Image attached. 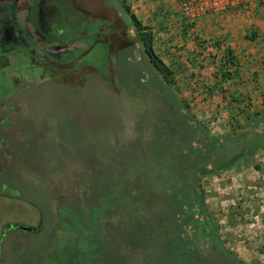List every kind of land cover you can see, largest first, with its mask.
Segmentation results:
<instances>
[{
  "label": "rangeland",
  "instance_id": "1",
  "mask_svg": "<svg viewBox=\"0 0 264 264\" xmlns=\"http://www.w3.org/2000/svg\"><path fill=\"white\" fill-rule=\"evenodd\" d=\"M123 3L124 0H89L87 19L80 16L75 26L62 23L55 37L67 44L64 49L70 52L57 54L55 45L45 44L46 47L35 40L30 28L26 33L32 38L37 62L22 52L11 55L0 52V130L20 135H11L7 141L10 158L6 175L10 181L16 182L15 173L21 168L33 167L38 172L53 169L50 184L57 187L69 182V166L97 167L95 177L105 178L114 169L118 175L116 171L131 168L138 184L146 188L138 193L140 197L148 195L147 191H157L153 190L154 140L159 137V125L155 122L162 119L168 122L164 116L168 101L161 97L158 88L170 95L177 111L182 112L184 106L174 85L177 78L172 77L173 85L167 86L148 66L152 73L145 74L141 58L135 61L132 52L126 49L136 37L132 14ZM263 3L264 0L248 14L261 18L263 13L257 8ZM119 35L124 43L119 42ZM152 50L159 58L153 39ZM187 113L191 117L188 110ZM193 121L210 140L217 139L208 134L204 122ZM189 127L188 124L182 143L191 134ZM202 177L208 180L199 182ZM210 177L198 175L197 180L222 247L243 264H264V217L245 213L251 204L244 203L243 198H239L240 209L236 204H219ZM222 179L225 184L231 181L228 173ZM0 182L6 188L8 182L2 179ZM21 193L23 200L35 199L34 204L0 194V264H64L69 241L65 229L53 225L51 228L49 222L53 219L48 214L40 220L38 210H44L46 194L41 196V191L35 192L32 187L22 188ZM121 195L128 200L125 192ZM123 197L115 201L126 205ZM122 210L124 214L125 209ZM10 226H28L33 230L24 233ZM153 227L143 228L153 236ZM196 240L202 242L200 237ZM78 247L72 246L75 254ZM154 260L144 264L161 263ZM186 264L237 263L220 253L218 259L201 256Z\"/></svg>",
  "mask_w": 264,
  "mask_h": 264
},
{
  "label": "trees",
  "instance_id": "2",
  "mask_svg": "<svg viewBox=\"0 0 264 264\" xmlns=\"http://www.w3.org/2000/svg\"><path fill=\"white\" fill-rule=\"evenodd\" d=\"M130 19L136 40L126 49L132 52L135 61L141 58L145 74L152 73L151 68L165 85L172 86L173 72L153 53L151 33L141 27L133 15H130ZM126 60L130 58L126 56ZM158 92L168 101L164 114L168 122L165 123V119L155 122V125H159V137L158 141L154 140L153 190L157 191H147L146 196H139L138 193L146 188L138 184L131 168L116 171L118 175L114 169L111 176L105 178L101 175L95 177L97 167L76 169L69 166V182L59 187L50 184L53 169L38 172L33 167L30 170L21 168L15 173L16 182H12L6 175L10 158L6 146L9 136L20 135L0 130V181L8 182L6 188L0 182V194L30 205L34 204L35 199L23 200L22 188L32 187L35 192L40 190L41 196L46 194L44 210H37L40 211L41 221L45 219V214L52 216L53 220L49 222L51 228L53 225L65 229L69 241L66 243L64 264H144L152 258L160 264H186L201 256L218 259L220 253L226 259L243 264L222 247L211 215L206 211L197 177L220 175L263 146L264 109L261 113H255L252 123H247L240 132L210 140L193 123L182 100L180 102L184 107L179 112L165 90L158 88ZM8 123L14 125L11 120ZM188 124L193 136L190 134L188 140L182 143ZM147 174L151 175L149 169ZM122 191L128 200L121 195ZM118 197H123L126 205L116 202ZM146 226H154L153 236L144 231L143 227ZM24 227L25 230L19 226L9 228L24 233L33 230ZM196 237H200L202 242L197 241ZM72 246H79L76 254Z\"/></svg>",
  "mask_w": 264,
  "mask_h": 264
},
{
  "label": "crops",
  "instance_id": "3",
  "mask_svg": "<svg viewBox=\"0 0 264 264\" xmlns=\"http://www.w3.org/2000/svg\"><path fill=\"white\" fill-rule=\"evenodd\" d=\"M123 4L141 27L150 29L160 60L177 78L174 85L181 100L193 120L208 123L209 135L231 136L262 112L264 3L257 8L261 18L236 11L195 23L183 21L175 0H124ZM225 173L231 179L227 184L222 179ZM210 181L219 204H236L240 209L243 198L251 204L245 213L264 217V143ZM249 193L256 195L250 199Z\"/></svg>",
  "mask_w": 264,
  "mask_h": 264
},
{
  "label": "flooded vegetation",
  "instance_id": "4",
  "mask_svg": "<svg viewBox=\"0 0 264 264\" xmlns=\"http://www.w3.org/2000/svg\"><path fill=\"white\" fill-rule=\"evenodd\" d=\"M88 3L89 0H0V52L10 55L27 52L33 57L35 47L31 36L26 33L28 28L39 43L55 45L59 50L57 54L70 52L64 49L67 44H62L61 39L55 37V32L61 29L62 23L75 26L80 16L87 19ZM119 40L124 43L120 35Z\"/></svg>",
  "mask_w": 264,
  "mask_h": 264
},
{
  "label": "built area",
  "instance_id": "5",
  "mask_svg": "<svg viewBox=\"0 0 264 264\" xmlns=\"http://www.w3.org/2000/svg\"><path fill=\"white\" fill-rule=\"evenodd\" d=\"M261 1L263 0H175L180 16L186 23H195L209 15L223 16L236 11L248 13ZM207 127L209 126L206 124ZM208 131L210 133V127ZM207 180V177H202L199 182ZM253 196L250 194L249 198L252 199Z\"/></svg>",
  "mask_w": 264,
  "mask_h": 264
},
{
  "label": "water",
  "instance_id": "6",
  "mask_svg": "<svg viewBox=\"0 0 264 264\" xmlns=\"http://www.w3.org/2000/svg\"><path fill=\"white\" fill-rule=\"evenodd\" d=\"M19 228H21L22 230L26 229V227H24V226H19Z\"/></svg>",
  "mask_w": 264,
  "mask_h": 264
}]
</instances>
